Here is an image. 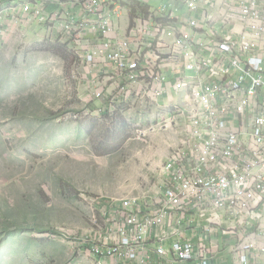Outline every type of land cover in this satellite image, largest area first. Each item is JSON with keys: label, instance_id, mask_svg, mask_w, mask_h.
I'll return each instance as SVG.
<instances>
[{"label": "built area", "instance_id": "2783aa9c", "mask_svg": "<svg viewBox=\"0 0 264 264\" xmlns=\"http://www.w3.org/2000/svg\"><path fill=\"white\" fill-rule=\"evenodd\" d=\"M57 3L50 12L48 0L2 1L0 37L27 21L55 26L82 44L87 67L113 68L117 99L164 107L182 129L156 192L92 201L94 228L78 250L93 264H213L205 243L233 222L251 231L233 247L235 264H264V0ZM89 35L102 43L87 49ZM171 92L178 101L167 106Z\"/></svg>", "mask_w": 264, "mask_h": 264}, {"label": "rangeland", "instance_id": "374dc122", "mask_svg": "<svg viewBox=\"0 0 264 264\" xmlns=\"http://www.w3.org/2000/svg\"><path fill=\"white\" fill-rule=\"evenodd\" d=\"M87 68L82 44L53 25L0 37V264H93L78 250L92 201L154 194L179 148L177 115L141 111L133 94L96 99Z\"/></svg>", "mask_w": 264, "mask_h": 264}, {"label": "crops", "instance_id": "0c3cea01", "mask_svg": "<svg viewBox=\"0 0 264 264\" xmlns=\"http://www.w3.org/2000/svg\"><path fill=\"white\" fill-rule=\"evenodd\" d=\"M2 1H6V0H2ZM48 1H51V5L49 7L50 12H53L56 9H59L60 6H58L59 4L57 3L59 0H48ZM142 3L148 4L146 2H142ZM77 10L79 9L77 8ZM78 14H80V11L78 12ZM119 24H120L121 34L125 35L127 33L126 31H127V25H128L127 18L121 17ZM88 39L91 41V44L87 45L88 46L87 49L92 48V46L98 47L99 43H102L97 37H94L93 35H89ZM103 66L104 65L97 64L96 68L88 67L87 68L88 71L87 73H85V77H86L85 84L88 86V89L90 90V93H92L93 97L95 96V93L99 91V89L102 88V91L104 92L105 96L103 99H98V100L102 101V100H105L106 98L111 100V98L113 97L115 98V100H117V98L115 97L116 96L115 92L118 89L119 83L116 81H110V79L107 76L108 74L110 75V73L114 75L115 71H113V68L108 70L106 67L103 68ZM101 70H104V72L107 71L109 73L105 74L104 77L100 79L101 81L98 82L96 81V78H98V75L103 74ZM98 72H100V74H98ZM97 82L99 83V85L97 84ZM162 101H163L162 103H164L165 105H168L169 101L177 102L178 98H177L176 93L171 92V95L165 97V99H162ZM134 103L136 105L138 104V108L141 109V111L151 112L154 109H156V107H153L151 106V104L141 101L138 97H137V100L134 101ZM103 109L105 110L106 108H103ZM181 131L182 129H179L177 131L179 135L181 134ZM177 145L178 143L174 144L173 147H176ZM169 157L170 155L167 157V160L169 159ZM225 227L226 229H217L216 232L213 233L209 237L210 240L205 243L207 248L210 250L209 256H211V261L213 264H216L218 262L220 264H235V259L232 255L233 247H237L239 244L244 242L242 240L248 237L251 232L248 226L237 227L233 224V222L226 223ZM231 229H233L236 232L233 234H229L228 230H231ZM256 243L259 245V244L264 243V241H261V239H259L256 241ZM261 259H262V262H264V256H261Z\"/></svg>", "mask_w": 264, "mask_h": 264}, {"label": "trees", "instance_id": "16d2710c", "mask_svg": "<svg viewBox=\"0 0 264 264\" xmlns=\"http://www.w3.org/2000/svg\"><path fill=\"white\" fill-rule=\"evenodd\" d=\"M0 3H2V0H0Z\"/></svg>", "mask_w": 264, "mask_h": 264}]
</instances>
